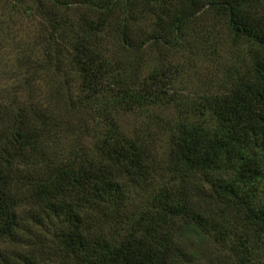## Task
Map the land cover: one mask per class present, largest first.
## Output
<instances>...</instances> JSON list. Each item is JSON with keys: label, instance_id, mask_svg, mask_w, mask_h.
<instances>
[{"label": "trees", "instance_id": "trees-1", "mask_svg": "<svg viewBox=\"0 0 264 264\" xmlns=\"http://www.w3.org/2000/svg\"><path fill=\"white\" fill-rule=\"evenodd\" d=\"M33 2L41 34L0 103V242L46 221L54 258L5 264H264V0ZM194 58L217 77L185 96ZM123 113L147 120L128 133Z\"/></svg>", "mask_w": 264, "mask_h": 264}, {"label": "rangeland", "instance_id": "rangeland-1", "mask_svg": "<svg viewBox=\"0 0 264 264\" xmlns=\"http://www.w3.org/2000/svg\"><path fill=\"white\" fill-rule=\"evenodd\" d=\"M13 0H0V103L5 102L9 97L8 92L14 90L15 86H17L18 82L9 78L11 74L15 72L17 59L25 53L27 48L32 47L34 42L39 39L41 34V27L44 22L42 18L39 16L37 11L35 10V5L33 0H23L22 2H18L16 6L17 9H10V5ZM67 15H72L73 12L68 11ZM75 14V12H74ZM154 20L148 18L140 22L139 24L134 26L135 31L139 29H151V25ZM111 30V29H109ZM110 32L103 33L101 36L102 47L109 54H113L115 50V40L113 35L109 34ZM157 49V48H156ZM154 49L151 57L157 58L162 57L164 63H181L183 61L182 57L176 55L172 57L167 50L161 48ZM37 50V49H36ZM39 51V50H37ZM192 61V60H191ZM149 65V61L145 63L144 68ZM190 71H186L185 74L182 73V77L180 79V83H178L176 88H179V93L187 96V94H201L205 92V86L209 79L215 82L216 72L215 65L211 63L210 60L197 61L195 58L191 63ZM183 88V89H182ZM36 95V93H34ZM22 99V98H21ZM156 115H164L166 114L164 111L159 109L153 110ZM154 115V116H156ZM146 116L135 114V113H123L118 116V121L125 132L131 133V131L135 128H141L146 122ZM156 132V129L154 130ZM72 142L69 138H61L56 149H59L61 152L68 149L70 143ZM160 168V167H159ZM157 174L166 180L169 178L170 174L167 170L162 167L157 170ZM137 192V191H136ZM139 193V192H137ZM136 193V194H137ZM143 195L140 193L136 195V200L139 201L143 199ZM26 209L27 206H24ZM28 210V209H27ZM26 210V211H27ZM22 217L29 216V219L32 220V214L28 215L25 211H20ZM37 214L41 219L43 214L41 213H33ZM36 216V215H34ZM45 225H40L35 222H32L27 219V222H23L20 230L18 231V239L9 241V239L2 240L0 242V264H5L4 260L6 256H10L13 262V255H20L22 257L28 256L29 251L43 248L45 254L43 256H50L51 254H47L48 249L53 246V227L50 224L44 221ZM29 228V229H28ZM23 230H30L31 238L29 239L32 244H34L31 248L30 245L26 244L25 236ZM27 240V241H29ZM37 248V249H36ZM49 262V261H48ZM44 263H47V260L44 259ZM43 263V264H44ZM13 264V263H12ZM15 264V263H14ZM49 264H57L56 260L50 261Z\"/></svg>", "mask_w": 264, "mask_h": 264}]
</instances>
